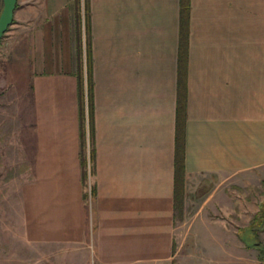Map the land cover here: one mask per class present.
Returning <instances> with one entry per match:
<instances>
[{"label": "crops", "instance_id": "obj_1", "mask_svg": "<svg viewBox=\"0 0 264 264\" xmlns=\"http://www.w3.org/2000/svg\"><path fill=\"white\" fill-rule=\"evenodd\" d=\"M73 1L40 0V17L32 5L23 11L32 110L22 146L36 177L23 190L27 239L49 246L51 264H171L197 224L212 241L197 234V245L223 249L222 218L203 211L218 209V183L264 181V0H88L95 154L91 162L87 126L86 182ZM181 82L182 207L193 184L207 188L185 237L176 197ZM229 236L238 248L239 229Z\"/></svg>", "mask_w": 264, "mask_h": 264}, {"label": "rangeland", "instance_id": "obj_2", "mask_svg": "<svg viewBox=\"0 0 264 264\" xmlns=\"http://www.w3.org/2000/svg\"><path fill=\"white\" fill-rule=\"evenodd\" d=\"M29 5L35 7L40 17V0H19L14 22L0 41V264H51L55 258L43 255L49 246L31 243L27 239L24 221L23 190L36 180L22 146L24 136L29 131L24 126L28 119L26 114L32 110L29 96H26L30 81L29 67L23 59L24 53L29 51L31 33V26L23 16V11ZM3 6V0H0V16ZM75 43L77 45L76 38ZM75 58L78 72L76 47ZM218 184L219 197L215 203L218 209L209 206L203 211L204 217L222 218L225 227L223 249L221 242L218 248L210 247L211 250L206 247L208 245H197L196 235L199 233L196 230L200 229L197 224L194 225V237L178 240L181 249L171 264H261L257 249H247L242 241H239L237 248L229 235L240 228H248L258 210V202L264 199V181L257 177L238 176L224 179ZM206 189L201 180L192 185L188 208L177 210L178 234L181 232L185 237L189 233L191 218L203 206L204 197H200L207 194ZM199 236L205 244L211 241L209 238L204 239L203 233ZM260 240L264 244V233L260 234Z\"/></svg>", "mask_w": 264, "mask_h": 264}, {"label": "trees", "instance_id": "obj_3", "mask_svg": "<svg viewBox=\"0 0 264 264\" xmlns=\"http://www.w3.org/2000/svg\"><path fill=\"white\" fill-rule=\"evenodd\" d=\"M73 10L75 11V29L77 40V54H78V86H79V106H80V128H81V144L82 151V165L83 181L88 179V163L86 158L85 147L87 143V126L89 127V139L91 145V158L93 162L95 150L94 146V76H93V56H92V44L90 34L89 23V8L88 0L84 1L82 6V0H74ZM185 9L187 5H185ZM18 8V5H17ZM9 31V30H8ZM5 36V35H4ZM183 49L181 47V58H183ZM182 61V59H181ZM185 100L184 91L181 82L180 87V99L177 112V154H176V197L177 208L183 206L184 196V122H185ZM264 232V202L259 206L258 212L253 216L248 228L246 230L239 229V235L241 240L247 246V248L257 249L260 253V262L264 264V244L261 243L260 234Z\"/></svg>", "mask_w": 264, "mask_h": 264}, {"label": "water", "instance_id": "obj_4", "mask_svg": "<svg viewBox=\"0 0 264 264\" xmlns=\"http://www.w3.org/2000/svg\"><path fill=\"white\" fill-rule=\"evenodd\" d=\"M18 2L19 0H3L4 6L0 16V41L14 22Z\"/></svg>", "mask_w": 264, "mask_h": 264}]
</instances>
